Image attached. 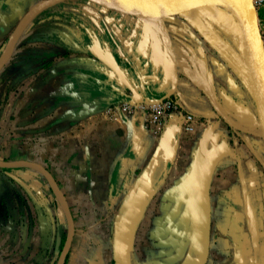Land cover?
<instances>
[{
  "label": "crops",
  "instance_id": "obj_1",
  "mask_svg": "<svg viewBox=\"0 0 264 264\" xmlns=\"http://www.w3.org/2000/svg\"><path fill=\"white\" fill-rule=\"evenodd\" d=\"M37 1L0 0V52L19 19ZM93 15L107 27L92 23L88 29L97 43L93 51L107 53L101 38L112 41L117 68L138 94L159 99L170 92L169 99L203 122L187 134L180 117L172 115L154 134L144 127L140 110L112 113L109 108L128 102L129 95L113 71L84 46L60 51L53 42L43 41L36 19L24 30L0 71V160L39 164L56 182L73 224L64 264H195L188 181L205 131L206 149L220 147L208 183L205 264H264V235L257 222L252 225L245 219V247L226 238L234 221L228 225L218 220L237 211L226 202L237 193L236 180L241 211L245 213L244 196L252 204L241 172L245 166L255 170L258 162L251 150L255 134L246 132L240 143L229 137L222 122L215 120L218 114L210 96L225 114V108L241 97L243 104L237 108L252 121L249 93L245 102L244 91L236 93V80L229 77L219 96L214 93L209 79L199 76V64L184 57L191 53L183 49L184 38L192 33L179 16L164 19L176 61L173 89L158 21L145 24L113 11ZM44 49L57 52L46 67L28 57ZM207 68L211 73V65ZM231 144L242 155H235ZM66 232L62 209L39 173L0 169V264H56Z\"/></svg>",
  "mask_w": 264,
  "mask_h": 264
},
{
  "label": "water",
  "instance_id": "obj_2",
  "mask_svg": "<svg viewBox=\"0 0 264 264\" xmlns=\"http://www.w3.org/2000/svg\"><path fill=\"white\" fill-rule=\"evenodd\" d=\"M65 0H39L33 4L19 19L11 34L7 38L1 52H0V71L7 64L12 56L14 48L24 30L27 26L44 10L51 8ZM98 6L104 7L123 15L142 19L147 24L148 21L156 20L159 22L160 27L165 37L167 55V74L172 78L173 89L177 82V70L175 55L172 48V43L164 24V19L173 16H180L188 24L192 25L196 31L204 37V39L221 55L227 62L231 69L241 79L242 83L247 88L249 95L252 99L256 122L249 121V125L257 127L258 132L248 131L242 129L228 119L225 113L220 108L218 102L211 95L210 99L212 105L217 112L218 116L230 127L251 133L257 134L264 146V46L258 28L257 16L254 11L252 0H87ZM207 7H215L228 13L233 23L231 24V37L233 43L238 45V50L241 62L237 65L234 60H230L219 46L210 40L207 36L210 34L201 22L194 15V11L198 9H205ZM95 25V24H94ZM96 27V25H95ZM98 27V26H97ZM97 29H100L97 28ZM147 34L149 30L144 29ZM207 34V35H206ZM74 38L79 42L75 43L78 49L88 48L90 53L95 56L101 63L108 69L113 71L118 80L128 88L129 95L126 97L129 103H151L159 104L165 99L170 98V92L159 99H149L142 97L131 86L124 75L121 74L117 68V62L114 59L110 48L106 41L101 40L106 48L107 53L103 54L101 49L93 51L91 45L93 39L88 33V30L81 28L74 35ZM96 38V36H95ZM156 41V38L153 37ZM156 47L158 43L155 42ZM232 55L236 53L231 51ZM208 131H205L198 147L196 159L194 161L190 176H189V209L192 220L193 239L197 247V260L195 264H205L208 240H209V203H208V183L212 174L213 167L220 154V147L213 149H206ZM28 168L39 173L46 181L50 191L57 200L59 206L66 219L67 232L66 237L59 253L56 264H64L66 254L68 252L72 236L73 224L72 219L65 201V198L50 173L41 165L31 162L14 161L6 162L0 160V169H18ZM244 212L247 217H252L253 210L250 199L244 196ZM254 225V221L248 219Z\"/></svg>",
  "mask_w": 264,
  "mask_h": 264
},
{
  "label": "rangeland",
  "instance_id": "obj_3",
  "mask_svg": "<svg viewBox=\"0 0 264 264\" xmlns=\"http://www.w3.org/2000/svg\"><path fill=\"white\" fill-rule=\"evenodd\" d=\"M252 5L257 16V22L262 40V46H264V0H259L257 3H255V1L252 0ZM96 12L108 13V11H105L101 6H98L87 0H65L64 2L59 3L58 5H55L51 8L44 10L35 19L37 21V24L39 25V29H41L40 32L43 41L47 43H49L50 41L53 42V44L58 45L59 50L62 51L63 49L65 50L66 46L70 47L69 45H76L75 44L76 42L77 45H79L78 44L79 42L74 38V33L81 30V28H85L88 30L91 27L92 23L95 25L96 24L100 25L102 28L106 27L105 24H103L102 22H98L96 18H94L93 14ZM193 13L196 16V18L201 22L202 26L210 32L209 35L206 34L210 38V40L215 42L219 46V48L225 53V55L230 60H234L238 65L241 62V58L238 50V45L236 43H233L231 37L230 29H231V24L233 23L231 16L225 11L215 7L198 9L195 10ZM180 19L182 18L180 17ZM183 22H185L188 25L189 28L188 33L190 34L192 33L191 34L192 36L187 35L186 38H184V43L182 42L184 45L183 49H185V51L186 50L191 51V53L188 54L184 53L185 59L189 63L197 62L199 64L200 71L202 72L201 73L202 76L201 74L199 76L201 78L203 77V79L204 78H206L207 80L209 79V83H211L214 87V93L218 94V96L222 92L221 89L219 88L220 87L224 88L222 86L223 85L222 83L223 82L225 83L228 77H229L228 78L229 81L230 80L232 81V78H234L236 80V85H237V87L235 86L236 93L244 91L245 102H246L247 93L249 92L245 87V85L242 83L241 79L236 75V73L231 69V67L221 57V55H219L215 51V49L204 39L202 35H200L196 31V29L192 25L188 24L184 20ZM45 34H46V38L44 37ZM49 38L51 39L48 41ZM106 38H110V37H106ZM181 38L183 41V37ZM110 42L112 41L107 40L106 42L109 48L111 47ZM96 44L97 43L94 40V42L91 45L92 48L96 46ZM231 51L236 53V55L233 56ZM177 52H178V48L176 47L175 49L176 55L178 54ZM207 65H211L210 68L212 69L211 73H209V69L207 68ZM240 98H238L239 102L238 101L233 102L234 106L233 104L230 103L229 106L225 108V110L227 111V114L225 115L228 117L230 121H232L238 127L242 129H246L248 131H254L255 133H257L258 132L257 127H252L249 125L248 115L246 114V112L244 114L243 110L241 109L238 110L237 108V106L241 107V105L243 104ZM226 103L228 102L223 101V104ZM250 115L252 119L251 122L253 121L256 122L255 110L251 97H250ZM197 118L202 120V118L200 117ZM215 120L218 122H222V125H224L223 127H225V129H227V131L229 132V137L238 138L239 143L242 142V139L244 137H247V135L245 134L246 132L230 127L221 119V117L217 116L215 117ZM255 136H256L255 139L256 143L254 144V146H256V148L254 146H251L252 148L251 150L253 151L252 156H254V158H257V162H258L257 166L255 170L254 169L250 170L248 166H245V168H243V171L241 172L242 175L244 172L243 176L246 177V182H247L246 186L248 191L250 192L253 215L252 217H247L246 214L241 211L242 201L239 191V184L235 178L237 184L236 185L237 193L233 199L227 198L226 202H229V204H234L237 211L235 210L234 214L229 212L228 216L225 217L220 216L218 218L219 222L228 225H230V222L232 223V221H234V229L229 231L231 234L226 236V238L230 240L232 239L233 241H238L241 244H245V247L247 246L248 243V234L246 231L245 219L247 221L248 219H250L251 221H254V223L257 222L260 234L264 235V146H262L260 137L257 134H255ZM231 148L233 149L235 155H242L240 149L237 150L235 145L231 144ZM7 170H13V169H7ZM253 234L256 235L255 232ZM228 245L229 246L231 245V241H229Z\"/></svg>",
  "mask_w": 264,
  "mask_h": 264
},
{
  "label": "built area",
  "instance_id": "obj_4",
  "mask_svg": "<svg viewBox=\"0 0 264 264\" xmlns=\"http://www.w3.org/2000/svg\"><path fill=\"white\" fill-rule=\"evenodd\" d=\"M254 1L257 3L259 0ZM140 108L145 114L144 127L154 134H158L164 128L172 115L180 117L181 129L187 134H193L198 125L203 122L194 115L185 112L178 103L170 99L159 104L140 106ZM109 110L117 115H130L138 109L133 104L121 102L110 107Z\"/></svg>",
  "mask_w": 264,
  "mask_h": 264
},
{
  "label": "trees",
  "instance_id": "obj_5",
  "mask_svg": "<svg viewBox=\"0 0 264 264\" xmlns=\"http://www.w3.org/2000/svg\"><path fill=\"white\" fill-rule=\"evenodd\" d=\"M75 35V33H74ZM44 37L46 38V34L44 35ZM51 38H49L48 40H50ZM65 46V45H62ZM70 47H65V49H69V50H74L76 47V45H69ZM57 55V52L52 51V50H42V51H38L37 53H33L31 54L30 57L33 60L39 61L41 60L43 65L46 67L50 64V60ZM13 171V170H12ZM14 190V189H12Z\"/></svg>",
  "mask_w": 264,
  "mask_h": 264
},
{
  "label": "bare ground",
  "instance_id": "obj_6",
  "mask_svg": "<svg viewBox=\"0 0 264 264\" xmlns=\"http://www.w3.org/2000/svg\"><path fill=\"white\" fill-rule=\"evenodd\" d=\"M104 8V7H103ZM114 12V11H113ZM117 13V12H116ZM121 14V13H120ZM165 100H169V99H165ZM171 100V99H170ZM126 103H129V102H127L126 101ZM130 104H132V103H130ZM133 105H135V106H137V109L138 110H140L142 113H143V115H144V118H145V114H144V112H143V110L140 108V106L142 107V106H148V105H152L151 103H146V102H141V103H133ZM114 106H116V105H114ZM196 117V116H195Z\"/></svg>",
  "mask_w": 264,
  "mask_h": 264
},
{
  "label": "flooded vegetation",
  "instance_id": "obj_7",
  "mask_svg": "<svg viewBox=\"0 0 264 264\" xmlns=\"http://www.w3.org/2000/svg\"><path fill=\"white\" fill-rule=\"evenodd\" d=\"M103 8V7H102ZM105 11H111V10H107V9H105V8H103ZM94 49H96V47L94 46L93 48H92V50H94ZM128 94V93H127ZM169 99V98H168Z\"/></svg>",
  "mask_w": 264,
  "mask_h": 264
}]
</instances>
